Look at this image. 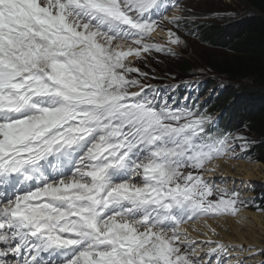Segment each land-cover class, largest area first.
<instances>
[{
    "label": "snow or ice",
    "instance_id": "1",
    "mask_svg": "<svg viewBox=\"0 0 264 264\" xmlns=\"http://www.w3.org/2000/svg\"><path fill=\"white\" fill-rule=\"evenodd\" d=\"M162 10V0H0V257L210 264L182 225L238 214V194L209 199L202 174L235 153L230 136L207 131L211 117L150 99L132 75L147 73L129 57L174 54L151 42Z\"/></svg>",
    "mask_w": 264,
    "mask_h": 264
},
{
    "label": "trees",
    "instance_id": "2",
    "mask_svg": "<svg viewBox=\"0 0 264 264\" xmlns=\"http://www.w3.org/2000/svg\"><path fill=\"white\" fill-rule=\"evenodd\" d=\"M229 1L240 14L205 24L202 41L208 48L201 61L180 57L172 64L173 72L184 77L197 66H206L229 82L217 102L229 111L227 122L248 128L256 142L254 158L264 164V0ZM155 66L161 69L160 64ZM261 205L264 209V200Z\"/></svg>",
    "mask_w": 264,
    "mask_h": 264
},
{
    "label": "bare ground",
    "instance_id": "3",
    "mask_svg": "<svg viewBox=\"0 0 264 264\" xmlns=\"http://www.w3.org/2000/svg\"><path fill=\"white\" fill-rule=\"evenodd\" d=\"M225 163L227 161L223 158L216 159L207 168L218 169ZM238 171L244 180H252L256 179V177H262L264 179V164L262 162L242 163L238 167ZM228 172L229 169H225V173ZM209 175L212 176L213 174L210 173ZM246 195L249 197L254 196L252 192L246 193ZM209 225L211 229H215L214 233L208 227ZM182 226L197 239L196 248L202 260H209L212 256L219 262L227 260L228 264H234L236 262H240L241 264H254L262 260V256L258 255L257 250L260 239L262 238L259 236H264V211L254 212L246 210L235 217L222 216L213 219H200L196 222L183 224ZM203 233H207V235ZM208 239L220 242L227 247L222 251H218V253L207 254L209 247H216V244L212 243L213 246H211V244L199 243V241ZM232 246L236 247L232 248ZM252 255L256 257L250 259Z\"/></svg>",
    "mask_w": 264,
    "mask_h": 264
},
{
    "label": "rangeland",
    "instance_id": "4",
    "mask_svg": "<svg viewBox=\"0 0 264 264\" xmlns=\"http://www.w3.org/2000/svg\"><path fill=\"white\" fill-rule=\"evenodd\" d=\"M231 7L234 9H231ZM225 8H228L227 9L228 11L225 12L224 19L237 17L240 14V10H237V9H239V7H236V5L231 3L229 0H190L186 4L187 13L193 14V15L203 14L202 16H198V17H201L202 23L203 22L206 23V22H209L211 20H218V21L223 20L222 15H218L216 13L218 10H226ZM198 17H195V18H198ZM206 48H208V47H206L202 42H200V39H196V38H193L190 36H186V42L179 45L177 47V50L182 55L188 54L199 62V61H201L200 56L206 50ZM136 62L137 61H134V62H132V64L136 65ZM164 68L166 69V71H172L170 64L164 65ZM195 73L201 74L205 78L213 77V75L210 74L209 69L204 68L202 66H199L195 70ZM230 144H231V147L234 149V153L236 154L238 152V149L240 148V144H236L235 142H230ZM229 154H232V153L230 152ZM220 159H222V158H220ZM246 162H249V161H246V160H237V161L236 160H230V161H227L228 164L227 163L222 164L221 168L219 167L218 169H215V171L224 174V175H221L224 178H226V176L229 175L235 179H238L236 184L238 183L239 185H241V188L245 191V193H250L252 191L254 192V190H252V188L256 189V191H258L259 193L257 194L254 192L255 196L261 198L260 196L264 195V179L262 177H256V179L244 180L238 171V167L240 166V164L246 163ZM254 162L255 161H252L249 163H254ZM227 168L229 169V172L225 173V169H227ZM188 170H191V169H188ZM195 171H197V170H195ZM221 178L222 177H220L219 179H221ZM223 183H224V180H223ZM224 185H227V184H224ZM246 191H248V192H246ZM238 192L241 194H244V192H242L241 190H238ZM244 196H246V195H244ZM250 199L251 200H249V203L252 204L251 201L255 200L256 197L250 198ZM198 220H200V218ZM259 237H262L261 238L262 240L260 239V243L258 244L259 247H258L257 253H258V255L261 256L262 253H264V236H259ZM245 245H248V244H245ZM234 247H236V246H232V248H234ZM254 257H256V256L252 255V257L250 259H253ZM200 258L202 259V257H200ZM209 260L212 261L210 264H213V260H215V257L212 256ZM223 261H227V260H223Z\"/></svg>",
    "mask_w": 264,
    "mask_h": 264
}]
</instances>
